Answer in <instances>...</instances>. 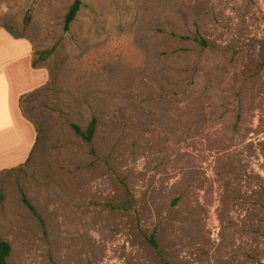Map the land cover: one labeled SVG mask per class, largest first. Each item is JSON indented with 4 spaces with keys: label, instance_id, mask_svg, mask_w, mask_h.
<instances>
[{
    "label": "rangeland",
    "instance_id": "374dc122",
    "mask_svg": "<svg viewBox=\"0 0 264 264\" xmlns=\"http://www.w3.org/2000/svg\"><path fill=\"white\" fill-rule=\"evenodd\" d=\"M75 1L0 0L50 76L0 173L9 263L264 264V0H80L65 32Z\"/></svg>",
    "mask_w": 264,
    "mask_h": 264
},
{
    "label": "crops",
    "instance_id": "0c3cea01",
    "mask_svg": "<svg viewBox=\"0 0 264 264\" xmlns=\"http://www.w3.org/2000/svg\"><path fill=\"white\" fill-rule=\"evenodd\" d=\"M33 61L31 44L0 29V173L25 165L37 145V129L23 115L21 100L47 86L50 76Z\"/></svg>",
    "mask_w": 264,
    "mask_h": 264
},
{
    "label": "trees",
    "instance_id": "16d2710c",
    "mask_svg": "<svg viewBox=\"0 0 264 264\" xmlns=\"http://www.w3.org/2000/svg\"><path fill=\"white\" fill-rule=\"evenodd\" d=\"M82 9V3L80 0H76L73 5L70 7L66 17H65V23H64V31L65 32H69L72 24L75 22V20L77 19L80 11ZM8 31V30H7ZM9 32V31H8ZM11 34V33H10ZM12 35V34H11ZM13 36V35H12ZM15 37V36H14ZM16 38V37H15ZM18 39V38H17ZM35 65V64H34ZM97 125H98V120L97 118H93L92 121L90 122L88 129L86 132H84L81 127L73 124L72 128L74 130V132L83 137L86 141L88 142H92L93 138L96 135V131H97ZM38 140H39V134H38ZM38 144V141H37ZM37 145L35 147V150L33 151V153L31 154V157L29 158L28 162L30 161V159L33 157L35 151H36ZM27 162V163H28ZM24 203L34 212L36 213L35 209L33 208V206L30 204L29 200L24 198ZM152 244L153 246L158 249V244L152 240ZM12 254V246L9 242L5 241V240H0V264H10L9 263V258Z\"/></svg>",
    "mask_w": 264,
    "mask_h": 264
},
{
    "label": "bare ground",
    "instance_id": "6f19581e",
    "mask_svg": "<svg viewBox=\"0 0 264 264\" xmlns=\"http://www.w3.org/2000/svg\"><path fill=\"white\" fill-rule=\"evenodd\" d=\"M218 190H219V187H216L215 189H214V193H218ZM207 194L206 193H202V196H206ZM203 199V198H202ZM204 200V199H203ZM206 204V203H205ZM214 216L215 215H212L211 217H210V220H209V224L210 225H214V223H216V219L214 218ZM216 225V224H215Z\"/></svg>",
    "mask_w": 264,
    "mask_h": 264
}]
</instances>
